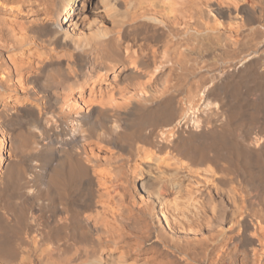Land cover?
Instances as JSON below:
<instances>
[{"label":"bare ground","instance_id":"6f19581e","mask_svg":"<svg viewBox=\"0 0 264 264\" xmlns=\"http://www.w3.org/2000/svg\"><path fill=\"white\" fill-rule=\"evenodd\" d=\"M0 264H264V0H0Z\"/></svg>","mask_w":264,"mask_h":264}]
</instances>
